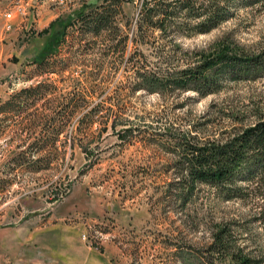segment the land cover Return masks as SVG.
Masks as SVG:
<instances>
[{
	"label": "rangeland",
	"instance_id": "obj_1",
	"mask_svg": "<svg viewBox=\"0 0 264 264\" xmlns=\"http://www.w3.org/2000/svg\"><path fill=\"white\" fill-rule=\"evenodd\" d=\"M87 1L0 0L1 99L47 85L44 98L18 99L22 113L6 109L0 118V264H231L237 250L264 264V168L253 180L246 169L233 177L235 191L196 183L185 205L177 192L183 137L199 144L225 140L264 117V76L224 78L206 96L164 94L137 90L133 64L141 53L140 63L161 76L199 61L193 51L210 55L224 43L254 55L264 47V2L244 8L233 0L238 8L227 23L179 38L186 54L173 53L157 32L149 46L132 43L139 0H123L122 22L129 25L122 27V51H106L101 42L91 50L85 38L84 47L68 54L66 41L49 60L66 65L60 78L37 73L31 62L15 66L23 54L32 60L41 52L47 38L41 32L51 22ZM4 13L12 15L9 31ZM40 117L49 126L33 127ZM13 128L19 137L11 136ZM220 226L227 251L217 254L210 247ZM39 232L45 247L32 240Z\"/></svg>",
	"mask_w": 264,
	"mask_h": 264
},
{
	"label": "trees",
	"instance_id": "obj_2",
	"mask_svg": "<svg viewBox=\"0 0 264 264\" xmlns=\"http://www.w3.org/2000/svg\"><path fill=\"white\" fill-rule=\"evenodd\" d=\"M122 1L88 0L66 19H56L51 22L41 32L47 37L42 44L41 52L31 60L32 65L37 67V73L60 78L67 72L66 65L49 62L58 52L60 44L66 41L69 43L68 54L71 48L84 47L85 44L82 45V42L85 38L91 41L89 43L91 50L98 42H101L106 46V51H122L125 41V37L122 36V27L129 25L128 21L122 22L123 16H126L123 13ZM232 1L139 0L138 10L132 21V43L140 47L149 46L151 39L154 38L153 34L157 32L160 37L168 40L169 48L173 53L187 54V51L182 52L183 47L178 42L179 38L208 34L227 23L234 18L235 8H238L232 4ZM262 2L264 0H242L241 6L247 8ZM158 52L161 54L160 51ZM101 54L105 55L107 52L104 51ZM193 54L199 59L195 62L196 65L188 62L187 65L184 64L186 68L183 70H180L181 66H174L170 69L171 72L168 71L161 76L148 72L146 65L143 62L140 63L142 54H138V60L133 63L139 66L135 72L137 78L135 88L161 93L174 89L194 90L201 96H206L216 93L220 88L219 81L224 78L234 82L254 80L264 76V47L254 55H249L232 52L229 45L224 43L211 51L210 55H205L203 51L201 53L193 51ZM170 56L163 59L165 64L171 61ZM130 62H133V57ZM82 67L87 72V66ZM92 76L93 73H90V77ZM29 78L33 79L32 76ZM46 88L47 85L39 83L36 87L13 94L0 106V113H6L4 112L6 109L16 114L22 113L18 99L24 98L28 101L31 98H44ZM77 107V104H74L73 111ZM42 119L45 118H34L36 122L33 123V127L49 126L46 123L43 124ZM30 124L29 127L32 126ZM114 128L113 125L112 129ZM240 128V132L234 133L232 137L229 136L225 140H208L201 144L195 143L194 137L191 138L193 142L183 137L179 144L183 151L182 163L177 167L178 174H181L177 183V192L183 205L191 199L196 183L221 189L226 187L227 192L235 191V188L231 187L233 177L246 169L249 180H253L254 176L264 168V117H260L249 127ZM34 149L41 150L42 147ZM217 228L212 233L210 248L212 252L220 254L227 251V231L224 226ZM229 258L231 264H252V260L241 255L240 250L231 253Z\"/></svg>",
	"mask_w": 264,
	"mask_h": 264
},
{
	"label": "crops",
	"instance_id": "obj_3",
	"mask_svg": "<svg viewBox=\"0 0 264 264\" xmlns=\"http://www.w3.org/2000/svg\"><path fill=\"white\" fill-rule=\"evenodd\" d=\"M31 58H32V55L31 56L30 55L26 56V55L23 54L22 58H20L19 60L16 59L14 61V63H16L15 66L17 65L18 66L17 68H19V70H20L23 67V63L27 64V63L31 62V60H30ZM24 68L26 70V66H24ZM29 68H34V66H29ZM16 73H18V71H14V75H16ZM3 84H5V83H3ZM0 87H2V86H0ZM11 90L12 89L9 88V91H11ZM1 98L2 97H0V104L4 103L5 101H7L9 99V97H5L4 99H1ZM4 115H6V113H0V118H3L2 116H4ZM12 118L14 119L15 117H12ZM9 128H12V127H9ZM10 133H11L12 137H19V130L18 129L13 128V129L10 130ZM23 139H24V137H23ZM5 140L6 139H2V141H5ZM8 140L14 141L15 138L8 137ZM12 151L16 152L17 149H12ZM40 230H42V229L40 228ZM37 238H40V240L43 241V244H41V246H44L47 240L44 237H42V233L41 232H39L37 235H35L32 238V240L33 239H37Z\"/></svg>",
	"mask_w": 264,
	"mask_h": 264
},
{
	"label": "built area",
	"instance_id": "obj_4",
	"mask_svg": "<svg viewBox=\"0 0 264 264\" xmlns=\"http://www.w3.org/2000/svg\"><path fill=\"white\" fill-rule=\"evenodd\" d=\"M11 16H12L11 13H4L3 14V17L5 18V21H7L4 24V31H9L11 29L10 24H8V21L12 18Z\"/></svg>",
	"mask_w": 264,
	"mask_h": 264
},
{
	"label": "flooded vegetation",
	"instance_id": "obj_5",
	"mask_svg": "<svg viewBox=\"0 0 264 264\" xmlns=\"http://www.w3.org/2000/svg\"><path fill=\"white\" fill-rule=\"evenodd\" d=\"M55 129V128H54ZM54 132H55V130H53ZM52 131V132H53ZM51 141H56V136L53 134V135H51V139H50Z\"/></svg>",
	"mask_w": 264,
	"mask_h": 264
}]
</instances>
